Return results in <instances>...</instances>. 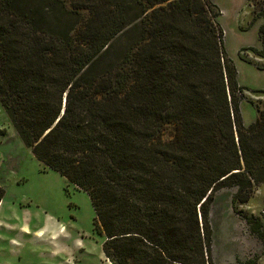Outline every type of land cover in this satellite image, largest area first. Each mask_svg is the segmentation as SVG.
<instances>
[{
  "label": "trees",
  "instance_id": "obj_1",
  "mask_svg": "<svg viewBox=\"0 0 264 264\" xmlns=\"http://www.w3.org/2000/svg\"><path fill=\"white\" fill-rule=\"evenodd\" d=\"M220 16L212 0H0V103L89 195L112 264H214L216 192L237 210L264 184V106L246 127Z\"/></svg>",
  "mask_w": 264,
  "mask_h": 264
},
{
  "label": "rangeland",
  "instance_id": "obj_2",
  "mask_svg": "<svg viewBox=\"0 0 264 264\" xmlns=\"http://www.w3.org/2000/svg\"><path fill=\"white\" fill-rule=\"evenodd\" d=\"M257 1V0H255ZM229 57L243 94L241 112L250 127L264 106V61L253 0H212ZM128 35L120 39L127 42ZM172 135V132H168ZM0 264H112L104 255L105 236L96 222L89 195L47 168L17 135L0 103ZM264 221V184L237 210L232 192L220 189L211 206L214 264H264V242L238 212Z\"/></svg>",
  "mask_w": 264,
  "mask_h": 264
},
{
  "label": "crops",
  "instance_id": "obj_3",
  "mask_svg": "<svg viewBox=\"0 0 264 264\" xmlns=\"http://www.w3.org/2000/svg\"><path fill=\"white\" fill-rule=\"evenodd\" d=\"M247 205V204H246Z\"/></svg>",
  "mask_w": 264,
  "mask_h": 264
}]
</instances>
